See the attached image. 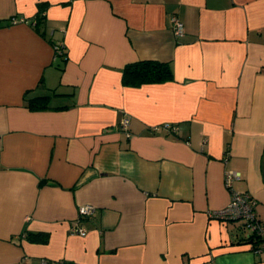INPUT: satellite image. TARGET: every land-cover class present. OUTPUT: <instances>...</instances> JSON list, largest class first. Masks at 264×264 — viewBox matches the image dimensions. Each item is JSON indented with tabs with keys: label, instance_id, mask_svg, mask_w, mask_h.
Returning a JSON list of instances; mask_svg holds the SVG:
<instances>
[{
	"label": "crops",
	"instance_id": "crops-1",
	"mask_svg": "<svg viewBox=\"0 0 264 264\" xmlns=\"http://www.w3.org/2000/svg\"><path fill=\"white\" fill-rule=\"evenodd\" d=\"M235 192L264 221V0H0V264H264Z\"/></svg>",
	"mask_w": 264,
	"mask_h": 264
},
{
	"label": "built area",
	"instance_id": "built-area-1",
	"mask_svg": "<svg viewBox=\"0 0 264 264\" xmlns=\"http://www.w3.org/2000/svg\"><path fill=\"white\" fill-rule=\"evenodd\" d=\"M15 21L16 18L14 19ZM24 20V19H23ZM173 29L176 35L183 34L184 24L182 20L174 15L172 17ZM55 50L58 56L64 55V44L59 42L55 45ZM129 124V118H124L122 125L127 129ZM241 178V173L234 170L226 172V185L232 186V183L236 179ZM95 211L93 204H83L79 207L78 216L74 224L70 228L72 234H87L88 230L82 225L83 219L91 216ZM213 218L222 220H239L243 224V228L249 232L247 237L248 247L257 254H264V221H262L255 209L254 202L249 193L235 192L232 196L230 203L220 209H216L209 214Z\"/></svg>",
	"mask_w": 264,
	"mask_h": 264
},
{
	"label": "trees",
	"instance_id": "trees-1",
	"mask_svg": "<svg viewBox=\"0 0 264 264\" xmlns=\"http://www.w3.org/2000/svg\"><path fill=\"white\" fill-rule=\"evenodd\" d=\"M62 59H66L64 55H60ZM174 79L173 69L168 62L157 60H140L126 64L123 69V84L127 86H139L144 83H159L171 81ZM57 95L53 90L50 94L27 96V106L31 110H43L53 108L51 98ZM67 107V106H61ZM56 107V108H61ZM34 240L46 242L47 234L34 233ZM247 241V240H246Z\"/></svg>",
	"mask_w": 264,
	"mask_h": 264
}]
</instances>
